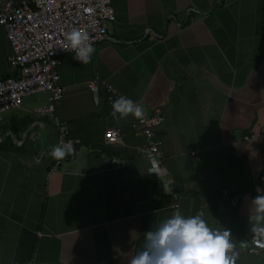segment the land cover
<instances>
[{
    "label": "crops",
    "instance_id": "1",
    "mask_svg": "<svg viewBox=\"0 0 264 264\" xmlns=\"http://www.w3.org/2000/svg\"><path fill=\"white\" fill-rule=\"evenodd\" d=\"M110 3L115 17L91 61L62 57L53 114L32 111L45 92L0 113V264H128L145 232L172 216L174 195L182 215L203 211L209 227L230 231L235 264H264V251L248 249L264 140L242 139L264 123V0ZM9 54L0 25V77ZM94 76L160 110L162 160L140 150L132 117L116 122L94 103ZM55 119L77 139L56 166ZM106 126L118 142L103 140ZM110 154L121 169L106 164Z\"/></svg>",
    "mask_w": 264,
    "mask_h": 264
},
{
    "label": "built area",
    "instance_id": "2",
    "mask_svg": "<svg viewBox=\"0 0 264 264\" xmlns=\"http://www.w3.org/2000/svg\"><path fill=\"white\" fill-rule=\"evenodd\" d=\"M114 17L110 0H0V25L10 46L8 72L0 77V113L19 106L24 96L45 92V100L33 105L32 111L52 115L62 92L58 67L65 54L73 53L59 47L61 41L67 43L64 34L73 28L84 29L95 44L107 35V26ZM51 47L54 49L49 50ZM86 86L95 104L111 106L116 98L125 96L111 82L97 76L86 81ZM163 120L164 116L155 108L147 112L145 121L133 118L131 121L132 130L143 138L140 150L154 154L158 161L162 160V154L156 128ZM55 127L56 145L71 142L75 146L77 139L68 136L63 121L55 119ZM119 137L118 128H104L105 142H118ZM250 138L264 140V123L258 131L242 135V139ZM105 162L117 169L124 165V161L113 154L106 155ZM57 163L56 160L54 166ZM174 199L172 215L178 205L175 195ZM248 249L264 251V235L251 229Z\"/></svg>",
    "mask_w": 264,
    "mask_h": 264
},
{
    "label": "clouds",
    "instance_id": "3",
    "mask_svg": "<svg viewBox=\"0 0 264 264\" xmlns=\"http://www.w3.org/2000/svg\"><path fill=\"white\" fill-rule=\"evenodd\" d=\"M64 40L67 43L61 41L59 47L73 52L75 60L85 65L91 61L95 48L87 30L73 28L64 34ZM111 109L110 115L116 122L128 117L141 122L147 119L145 107L123 95L112 102ZM74 153V145L64 142L52 146L49 155L62 161ZM252 204L255 207L254 214L249 216L252 231L264 235V194L255 196ZM203 217V211L186 217L177 209L155 230L145 232L142 248L128 264H235L238 253L230 231L209 227Z\"/></svg>",
    "mask_w": 264,
    "mask_h": 264
},
{
    "label": "water",
    "instance_id": "4",
    "mask_svg": "<svg viewBox=\"0 0 264 264\" xmlns=\"http://www.w3.org/2000/svg\"><path fill=\"white\" fill-rule=\"evenodd\" d=\"M152 217H153V212L144 214V219L146 221V226L151 224Z\"/></svg>",
    "mask_w": 264,
    "mask_h": 264
},
{
    "label": "rangeland",
    "instance_id": "5",
    "mask_svg": "<svg viewBox=\"0 0 264 264\" xmlns=\"http://www.w3.org/2000/svg\"><path fill=\"white\" fill-rule=\"evenodd\" d=\"M36 94V93H35ZM31 95H33V94H31ZM26 97V96H25Z\"/></svg>",
    "mask_w": 264,
    "mask_h": 264
}]
</instances>
